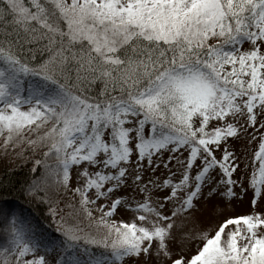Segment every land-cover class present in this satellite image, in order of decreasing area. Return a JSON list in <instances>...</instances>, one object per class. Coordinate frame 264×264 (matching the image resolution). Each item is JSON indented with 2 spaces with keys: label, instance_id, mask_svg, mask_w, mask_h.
Instances as JSON below:
<instances>
[{
  "label": "snow or ice",
  "instance_id": "snow-or-ice-1",
  "mask_svg": "<svg viewBox=\"0 0 264 264\" xmlns=\"http://www.w3.org/2000/svg\"><path fill=\"white\" fill-rule=\"evenodd\" d=\"M248 126L264 128V0H0L2 146L43 149L32 169L43 186L26 195L79 197L65 205L75 223L49 210L58 238L0 208V264H264V131L247 176L252 210L198 232L188 257L171 248L175 217L195 219L200 197L243 195L228 138ZM160 163L167 176L145 179ZM119 206L135 215L110 220Z\"/></svg>",
  "mask_w": 264,
  "mask_h": 264
},
{
  "label": "rangeland",
  "instance_id": "rangeland-1",
  "mask_svg": "<svg viewBox=\"0 0 264 264\" xmlns=\"http://www.w3.org/2000/svg\"><path fill=\"white\" fill-rule=\"evenodd\" d=\"M211 42V41H210ZM247 47V45H244ZM26 107V106H24ZM216 122H212L210 126H214ZM259 123V121H257ZM264 131V128H258L256 129V132H262ZM256 132H253V128L251 126L247 127V131L245 133L240 134V138H228V148L229 151H234L238 157L241 158V164L239 170H237L233 174V179H237L241 172L244 173L245 179L243 181L246 190L244 191L243 195L241 196L239 192V188L234 189L236 191V196L233 198H226L222 197L219 194H213L210 197H200L198 200H196V204L199 206V211H196L193 213L195 219L192 218H185L177 216L175 217V220L179 227L176 225L173 226V233L177 238V243L171 245V248L173 250V258L176 257L177 254L181 256L188 257L191 254L195 253L198 250L199 244H202V239H198L196 237V234L198 232H204L207 231L208 235H211L214 233L215 229L219 226V223L228 216H234V215H240V214H246L252 210V190L250 188H247V176L249 173L253 170V155L257 149L258 142L260 137L256 135ZM252 136H255V139L251 140V143L249 144L248 141L251 139ZM3 145V138L0 137V172L3 169H8L15 167L16 165L23 166L26 163L33 164V162L36 160V152L38 151L37 155L40 157L43 151L41 148H37L35 151H33L30 147L26 146L25 144H21L20 148H24L25 151L22 156L15 155L14 153L19 151V148L17 149H11L9 146L8 150H5ZM223 149V144L220 146V150L217 151V155L219 156L221 154V151ZM176 155V154H173ZM187 153L183 152L181 154L182 156H186ZM163 160L168 159V153L164 152L162 156ZM146 163V161H145ZM155 163V161H154ZM245 163H247V168L244 167ZM170 168L173 172L177 171L176 168V161L172 160L169 162ZM258 166V162H257ZM169 171L168 167H165L163 163H160L156 165L153 169L145 168L144 171V178L148 179L149 176L154 173L155 176L160 179L167 176V173ZM75 177V169H73V180ZM72 187L75 186V183L71 185ZM56 193L55 195H58V206L53 211L55 212V220H60L62 217L66 220L71 219L70 216H67L66 214L69 213L70 209L66 207L65 205L67 203L75 204L79 197L75 196L74 193L71 192V187L68 190L61 189H55ZM163 191V190H162ZM223 191V189H221ZM121 196L125 195V192L122 190L120 192ZM130 195V194H129ZM139 198V197H137ZM104 200L99 199L97 200V204H103ZM110 203V202H109ZM92 208L93 217L100 215L101 213L97 210L95 206H90ZM264 209V193L260 197H257V205L256 210L260 211ZM135 214L126 210L123 206H119L115 212L109 217L110 220L115 221H129ZM51 219L54 220L53 215H51ZM92 218H84V221L81 220L79 223V227L83 228L85 232L89 231L91 228L95 232V228L91 224ZM69 223H75V220L70 221ZM90 225V226H89ZM55 226L60 227L55 222ZM89 226V227H88ZM103 230L96 234H102ZM187 233V235H184ZM99 251H104L102 247H99ZM40 254V253H37ZM151 259V258H149ZM125 264H129L128 261L125 262Z\"/></svg>",
  "mask_w": 264,
  "mask_h": 264
},
{
  "label": "trees",
  "instance_id": "trees-1",
  "mask_svg": "<svg viewBox=\"0 0 264 264\" xmlns=\"http://www.w3.org/2000/svg\"><path fill=\"white\" fill-rule=\"evenodd\" d=\"M37 153L38 151L36 152V160L41 159V156L39 157ZM32 169L33 164L26 163L23 166L16 165L0 172V208L14 209L28 218L36 225L38 235L58 238L59 234L56 231L58 227L51 219L52 214L49 211L57 208L58 195H55L57 194L55 189H49L48 196L45 199H37L34 195H26L25 187L29 183L40 181L41 186H43L42 169L40 166L36 167L35 172ZM38 195L45 197L43 191H40ZM78 219L84 221L82 215ZM68 220L73 221L74 219L71 217ZM91 247L93 251H99L98 246L92 245Z\"/></svg>",
  "mask_w": 264,
  "mask_h": 264
}]
</instances>
